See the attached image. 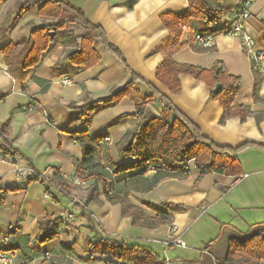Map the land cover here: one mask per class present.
Returning <instances> with one entry per match:
<instances>
[{
	"label": "crops",
	"instance_id": "0c3cea01",
	"mask_svg": "<svg viewBox=\"0 0 264 264\" xmlns=\"http://www.w3.org/2000/svg\"><path fill=\"white\" fill-rule=\"evenodd\" d=\"M18 1L21 0L0 1V121L9 123L7 132L11 145L31 159L35 170L26 161L0 150L9 159L8 162L0 161V183L3 189L17 188L14 192L0 194V248L9 250L15 264H112L110 255L94 252L95 247L106 248L100 242L102 234L146 246L165 260L160 247L154 249L152 245L160 246L161 241L169 239V225L177 229L176 235L187 245L173 247L172 252L178 251L177 258L192 263L203 260L205 246L220 235L223 225L246 231L251 225L264 221V149L260 148L264 147V121L257 123L254 117H248L241 122L234 116L222 124L224 109L219 100L211 98L204 82L182 73L179 75L181 91L173 94L156 77L158 67L169 56L179 64L201 69H211L221 61L231 75L242 79L234 105L248 106L260 113L264 111V103H257L254 96L257 67L238 37L216 35L214 46L207 49L186 30L179 36L174 35L161 17L167 13L186 14L190 7L188 0H69L82 8L92 24L103 28L109 43L125 58L128 69L99 42L95 48L101 61L92 68L62 60L63 47L58 37L28 78L17 81L8 72L2 48L10 42L27 40L35 28L50 21L40 16L39 6H35L11 29ZM218 1L227 11L221 23L228 26L244 0ZM250 12L252 16L246 28L255 38L258 49L264 52V0H256ZM130 71L166 96L216 145L234 149L255 145L238 155L242 175H248L244 179L221 174L199 179L200 172L194 168L188 178H171L151 187L149 179L132 175L130 170L117 174L114 179L104 176L108 183L114 182V188L125 191L130 203L140 207L148 218L157 217V212L149 205L161 207L162 203L170 202L186 208L173 213L169 224L154 228L136 226L131 218L124 217L121 205L107 200L101 183L98 200L87 206L88 218L83 216L79 205L54 187L40 182L28 183V178L37 171L50 179L58 172L63 180L72 184L76 163L84 159L80 140L72 136L84 130L76 108L123 88L131 79ZM258 71L261 78L259 97L264 100V62ZM66 78L71 84H63ZM138 88L143 96L150 92L146 84L138 83ZM162 109L158 98L149 105V112L156 116ZM135 113L134 102L124 99L95 116L87 139L107 137L109 142L99 155L98 165L90 169L84 167L86 180L80 178L82 184L75 186L72 192L74 198L81 199V204L94 183L92 177L103 172V165L115 172L116 167L133 163L132 159L119 156L117 146L125 133L140 122ZM3 145L0 140V147ZM18 166L28 170L24 177L18 176ZM67 213H72L74 219L56 228L57 238L44 245L37 244L39 221L46 216L63 220ZM209 251L213 263H221L227 253L226 243H216ZM29 258H34V262H24Z\"/></svg>",
	"mask_w": 264,
	"mask_h": 264
},
{
	"label": "trees",
	"instance_id": "16d2710c",
	"mask_svg": "<svg viewBox=\"0 0 264 264\" xmlns=\"http://www.w3.org/2000/svg\"><path fill=\"white\" fill-rule=\"evenodd\" d=\"M188 2L190 7L186 14L167 13L161 17L165 26L174 35L179 36L183 30L187 29L202 34L219 35L226 32L228 26L221 21L227 11L220 1L188 0ZM35 6H39L40 16L50 21L35 28L27 40L20 43L10 42L1 51L4 62L8 66V72L15 80L25 81L31 70L41 64L43 55L52 48L58 37H61L60 44L63 47L62 60L70 61L73 65L92 68L99 64L101 56L95 48V44L99 42L106 51L127 67L125 58L116 47L109 43L103 28L92 24L82 8L69 0L18 1L17 13L10 28L13 29L22 15ZM175 46L179 48L177 43ZM130 73L129 82L117 92L76 108L79 113L78 121L84 128L83 131L72 134L74 139L80 140L84 149L83 161L76 163L78 167L76 172L80 178H83L85 173L84 167L90 169L98 165L99 155L105 148L99 147V143L107 137L99 140L87 139L88 129L95 116L117 106L124 99H129L136 105L134 116L140 118V122L125 133L117 146L119 156L122 159H132L133 163L118 166L115 172L103 165V172L92 177L95 180L90 187L86 201L78 205L82 208L83 216L88 218L87 206L98 200L101 183L107 200L113 204H120L124 217L131 218L136 226L154 228L169 224L173 213L183 212L186 208L170 202L162 203L161 207L149 205L157 212V217L148 218L140 207L130 203L125 191L114 188V182L108 183L104 176L114 179L117 174L130 170L132 175L139 176L141 179H149L151 187L171 178H188L194 168L200 172L199 179L209 174L238 177L243 174L238 155L255 145L246 144L236 149L216 145L178 111L166 96L152 85L145 83L135 73L131 71ZM182 73L204 82L210 89L211 98L220 101L224 109L222 124L234 116L239 117L241 122L246 121L248 117H254L257 123L264 121V111L256 113L251 107L234 105L242 87V79L231 75L223 62L217 61L211 69H201L194 65L179 64L169 56L158 67L156 77L170 92L178 94L182 87L179 79ZM255 75V101L264 103V100L259 97L261 78L258 68H255ZM138 83L146 84L150 90L149 94L143 96ZM217 84H221L222 90L214 93ZM155 98H158L163 106L159 116L149 112V105L154 102ZM8 124V122L0 121V140L4 144L0 150L6 155L26 161L31 169L35 170L31 159L11 145L7 132ZM260 148L264 149V147ZM32 182L48 184L74 200L72 192L75 185L63 180L58 172L55 173L54 179H46L41 173L34 171L33 176L28 178V183ZM16 190L17 188L9 187L3 189L0 183L1 195ZM89 222L92 224L90 219ZM63 223L61 218L51 216L42 218L39 221L40 232L36 243L44 245L56 239L58 236L56 228ZM91 229L95 230L94 225ZM222 241L226 243L227 253L224 260L217 264H264V221L251 225L246 231H241L232 225H223L220 235L205 246V251L202 253L203 260H196L189 264H214L210 257L212 253L209 250ZM100 242L107 248L104 254L110 255L115 264H166L165 260L146 246L129 244L124 240L108 238L103 234L100 236ZM0 250L9 251L3 248ZM206 255L209 257L207 260Z\"/></svg>",
	"mask_w": 264,
	"mask_h": 264
},
{
	"label": "built area",
	"instance_id": "2783aa9c",
	"mask_svg": "<svg viewBox=\"0 0 264 264\" xmlns=\"http://www.w3.org/2000/svg\"><path fill=\"white\" fill-rule=\"evenodd\" d=\"M256 0H244L243 4L240 6L238 11L235 13V18L232 21L230 25H228L227 30L224 34L231 35L238 37L241 42V46L244 49V51L248 54L250 59L256 64V67L260 69V66L264 62V52L257 47V43L255 38L248 32L246 28V22L251 18L252 14L250 12V7ZM188 33L194 34L195 40L202 45L204 48H211L214 46L215 43V34H202V33H195L191 30H186ZM1 72V69H0ZM63 84L69 85L71 84V80L69 78L64 79ZM109 142V138H105L99 143V147L104 148L107 143ZM0 161L1 162H8L9 159L7 156H4L0 153ZM109 170V169H108ZM33 172V171H32ZM28 173V170L25 167L18 166L17 167V174L19 177H24ZM34 174V172H33ZM42 174V173H41ZM43 176L45 174H42ZM248 175H241L239 178H247ZM72 183L75 185H80V179L79 176L74 172L71 177ZM74 219V216L72 213H67L63 217V221L69 222ZM170 235L169 239L163 243H161L162 246L165 247V245L168 246H179V247H186V242H184L179 235H176L177 229L175 227H172L170 229ZM24 262H30L33 263L34 259H29ZM167 262V260H166ZM0 264H15L14 258L12 255H10L9 252H6L4 250H0ZM168 264V262H167Z\"/></svg>",
	"mask_w": 264,
	"mask_h": 264
},
{
	"label": "rangeland",
	"instance_id": "374dc122",
	"mask_svg": "<svg viewBox=\"0 0 264 264\" xmlns=\"http://www.w3.org/2000/svg\"><path fill=\"white\" fill-rule=\"evenodd\" d=\"M44 18V17H43ZM47 19V18H46ZM62 59V58H61ZM5 123H7V122H5ZM78 168V167H77ZM104 169L103 168H101V171H103ZM77 175H78V172H75ZM192 174V173H191ZM79 176V175H78ZM44 177H46V179H50V178H48L46 175H44ZM72 179V178H71ZM79 179H80V177H79ZM72 182V181H71ZM73 185H75L74 183H72ZM82 184V181H81V179H80V185ZM75 186H78V185H75ZM91 187V186H90ZM90 187L88 188V190H87V196H88V193H89V190H90ZM101 192V191H100ZM74 197V196H73ZM74 200H72V202L73 203H76L77 202V205L80 203L81 204V201H79V200H81V199H77V198H73ZM87 199V198H86ZM86 201V200H85ZM84 201V202H85ZM83 202V203H84ZM96 227H97V224H96ZM173 227V225L171 226V225H169V229H168V236L170 235V229ZM170 240V239H169ZM165 241H167V240H165ZM165 241H161V243H163V242H165ZM184 241V240H183ZM185 242V241H184ZM153 246V248L155 249V246H158V247H160V249H161V252H162V257L163 258H165V260H167V262H168V264H189V263H186L185 261H183L181 258L179 259V258H177V256H178V251H175V252H172V250H171V248H173V247H176V246H168V245H165V247L164 246H162V245H157V244H153L152 245ZM92 247H94V246H92ZM91 247V248H92ZM89 249V248H88ZM107 251V248H104V247H102V246H98V247H95L94 248V252L95 253H98V252H100V253H104V252H106ZM194 260V259H193ZM167 262H166V264H167ZM113 264V263H112ZM198 264V263H197Z\"/></svg>",
	"mask_w": 264,
	"mask_h": 264
},
{
	"label": "water",
	"instance_id": "95a60500",
	"mask_svg": "<svg viewBox=\"0 0 264 264\" xmlns=\"http://www.w3.org/2000/svg\"><path fill=\"white\" fill-rule=\"evenodd\" d=\"M221 90H222L221 84H217L215 89H214V93H219Z\"/></svg>",
	"mask_w": 264,
	"mask_h": 264
}]
</instances>
